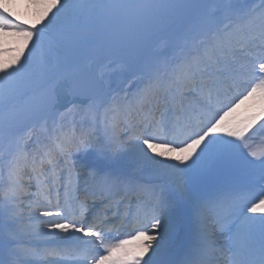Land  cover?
Wrapping results in <instances>:
<instances>
[{
    "label": "snow or ice",
    "instance_id": "1",
    "mask_svg": "<svg viewBox=\"0 0 264 264\" xmlns=\"http://www.w3.org/2000/svg\"><path fill=\"white\" fill-rule=\"evenodd\" d=\"M53 7L37 32L0 3V33L35 36L23 61L0 65V264H142L108 225L134 219L142 257L164 239L149 228L175 232L177 212L187 223L177 264H264V111L228 122L249 101L264 106V0ZM117 69L134 90L131 78L113 86ZM139 162L158 167L145 176ZM214 172L223 187L194 186Z\"/></svg>",
    "mask_w": 264,
    "mask_h": 264
},
{
    "label": "bare ground",
    "instance_id": "2",
    "mask_svg": "<svg viewBox=\"0 0 264 264\" xmlns=\"http://www.w3.org/2000/svg\"><path fill=\"white\" fill-rule=\"evenodd\" d=\"M2 1L3 4L7 5V10L12 13L14 18H16L19 21H23L25 25L32 27L35 31H37L35 25L42 24L41 26L44 27L51 20L52 15L54 14L55 11L54 10L55 7H53L54 0H28L26 4H25L26 0H22L20 3L16 2V0H2ZM8 40L10 41L9 44L7 43ZM34 42H35V36L31 41L25 43L24 39L19 36L11 35V34L5 35L4 33H0V65H7L9 69L16 66L13 63L15 58L18 55L20 56L21 60L27 57L29 51L32 49ZM137 75H139V73ZM121 78L122 81L116 85L113 84L114 87L127 88V84L125 81L131 78V80L133 81V89L131 90H134L136 84L135 77L122 76ZM233 94H235L234 91ZM236 113H238V111H236ZM167 138L171 140L172 136L168 134ZM160 150H164V148L158 149V151ZM150 154L153 155L156 160H160L164 164L176 163V161L172 159V157L175 156L176 153H168V155L164 157L156 156L153 153ZM193 158H195V154ZM137 167L139 168L142 174H144L145 176H150L158 166L148 162H139L137 164ZM141 168L145 170H142ZM216 176L220 177V179L213 180V178ZM205 179L206 182L207 181L209 182L208 184L204 182ZM224 183H225L224 173L214 172L212 174L207 175V178L206 176L197 178L194 182V186L199 190L212 192L214 190H217L218 188L223 187ZM168 184L170 186L171 182H168ZM202 184L204 186H202ZM31 214L34 217L37 215L35 209L32 210ZM173 220L176 224V230L175 232H169V233L167 232L166 234L163 235L164 238L166 239V244L163 249L159 250L157 256L155 257L156 264H161L162 261L167 260L169 256H173L174 254H176L177 253L176 247L179 245L180 240L182 238H185L186 236L185 234H183V232H187V223H186V218L183 216V214L177 212L174 215ZM167 221L168 219L165 218L162 219V222H167ZM108 227L111 230L117 231L118 234L116 239L117 242L119 241V239H127L130 241L129 244L127 245V250L131 256H135V257L137 256V250H138L137 247L139 242H142L141 244L148 243V241L144 240L143 238L139 240L132 238L130 233L133 232L134 228L132 227L134 226H127L126 220L123 222V224L121 223L120 220H116L114 223L109 224ZM165 230L166 229H162L154 232L149 228L147 234L148 235L155 234L157 236H161L162 232H165ZM153 250H156V248H154ZM100 251H103V249H100ZM152 254H153L152 249L148 250L147 252H144L145 261L148 260L150 257H152ZM142 264H144V261Z\"/></svg>",
    "mask_w": 264,
    "mask_h": 264
},
{
    "label": "rangeland",
    "instance_id": "3",
    "mask_svg": "<svg viewBox=\"0 0 264 264\" xmlns=\"http://www.w3.org/2000/svg\"><path fill=\"white\" fill-rule=\"evenodd\" d=\"M22 0H16V2L20 3ZM28 0L25 1V4L27 3ZM0 3H3L2 0H0ZM54 10L56 11V9L54 8ZM54 11V13H55ZM42 24H38V25H35L36 27V30L39 31L41 28H43L41 26ZM7 43L9 44L10 41L8 40ZM165 43H166V40H161V39H157L156 41H154L153 43V46H152V52L154 54H160L162 52L165 51ZM180 41L177 39V40H174L172 41V44L174 46L172 47H168L167 48V53L169 55L173 54L174 52H178V45H179ZM23 61V60H21ZM15 67V66H14ZM13 68V67H12ZM11 70V68H10ZM122 76H128L130 77V74H127V75H121L120 74V71L117 69L116 71V74L114 76V81H113V84L116 85L118 83H120L122 81ZM71 100V97H67L65 100H64V103H69V101ZM238 113H234L233 114V117H230L229 118V121L228 122H238V121H243V120H246L248 119L249 117H252V116H259L261 114L262 111H264V106H262L258 99L257 100H253V101H249L247 102L246 104L242 105L239 109H237ZM226 122V124L228 123ZM260 123H264V120H260L257 122V125L259 127V124ZM224 139H228V137L226 136H223V133L220 134ZM202 147V145H201ZM197 152H199V149H197ZM194 159V158H193ZM191 161H189L190 163ZM142 169V168H141ZM142 170H145V169H142ZM207 178V176H206ZM201 180V179H200ZM204 182H206V179L204 180ZM202 186H204L202 184ZM34 190V189H33ZM169 233V231L165 230V232H162L163 235L166 234V233ZM142 242H139L138 243V246L141 247V244ZM153 247L151 248L152 250L154 248H156V245L157 243H161V248H163V246L166 244V239L164 238L163 241H153ZM160 248V249H161ZM139 250V249H138ZM150 250V249H149ZM139 252V256H140V253L141 251H138Z\"/></svg>",
    "mask_w": 264,
    "mask_h": 264
}]
</instances>
